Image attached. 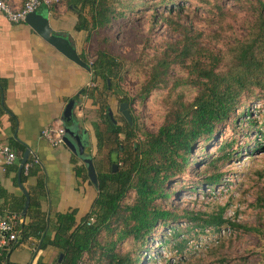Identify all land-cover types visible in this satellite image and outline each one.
Wrapping results in <instances>:
<instances>
[{
  "label": "trees",
  "instance_id": "16d2710c",
  "mask_svg": "<svg viewBox=\"0 0 264 264\" xmlns=\"http://www.w3.org/2000/svg\"><path fill=\"white\" fill-rule=\"evenodd\" d=\"M230 1L245 14L243 27L246 35L241 40H235L234 44L229 43L226 52L215 48V44L222 39L218 33L207 35L191 26L171 24L169 18L162 19L174 25L176 31H180L181 38L164 46L137 97L143 99L156 89L168 88L175 69L187 73V83L195 87L197 92L191 100L179 101L166 114L156 133H138L139 127L134 118L129 123L121 116V121L117 117H109L110 105L105 93L113 95L115 91L108 80L120 79L122 63L108 50H103L96 54L90 64L83 51L93 36L112 26L114 21L147 7L153 16L156 15V8L165 9L171 15L175 7L183 9L185 0L68 1L77 17L74 31L84 35L83 51L79 56L89 66L87 72L91 73V82L95 84L89 93L84 88L80 96L91 97L88 100L91 105L83 108V121L89 123V131L95 141V156H91V161L97 184L91 182L86 164L78 165L79 160L74 156L71 162L79 178L78 184L87 182L93 185L96 197L89 210L78 219L77 209L71 208L59 214L49 233L50 221L46 219L40 201L45 190L44 176L35 172L36 188L42 192L37 200L33 195L30 197L25 217L27 222L22 221L17 228L18 243L34 239L37 241L35 251L43 252L49 248L57 250L58 256L53 264H78L83 256H92L95 252L98 260L104 264H140L139 250L148 244L157 231L164 228L169 227L172 234L161 244L171 241L173 245L170 248L181 256L185 255L189 242L188 239L180 238L183 233L188 234L193 229L198 233L206 230L220 233L224 226L238 228L224 220L223 208L216 214L187 211L180 214L168 207L169 200L177 190L173 192L166 189L171 181L186 175L194 162V147L204 150L203 146L214 141L229 123L227 128L238 134L242 123L247 122L249 128L243 134L245 137H249L251 129L256 127V137L259 135L261 142L254 143V151L264 149V121L259 129L257 121L250 120L251 112L247 111L250 103L264 101V0ZM190 2L205 10L209 18L216 22L221 23L227 16L228 12L221 0ZM100 81L103 82V90L99 88ZM243 116L247 119L243 120ZM235 142L223 141L217 148V154L208 156L206 167L202 170L205 182L200 183L201 189L206 187L211 191L221 185L223 177L227 175L223 167L237 157L238 151L233 147ZM10 144L21 160L25 145L16 141ZM96 155L100 158H96ZM35 159L29 157L27 164L32 165L27 171L23 167L22 183L39 164L38 159L37 163L34 162ZM112 165H116L115 172ZM130 198L131 201H128ZM179 220L191 222L193 226L186 230L173 229L171 225ZM102 233L110 235L113 241L100 240ZM127 239L132 240L136 250L121 254L117 247ZM37 264H45L42 255Z\"/></svg>",
  "mask_w": 264,
  "mask_h": 264
},
{
  "label": "rangeland",
  "instance_id": "374dc122",
  "mask_svg": "<svg viewBox=\"0 0 264 264\" xmlns=\"http://www.w3.org/2000/svg\"><path fill=\"white\" fill-rule=\"evenodd\" d=\"M221 1L228 12L221 23L210 19L205 10L198 6L197 8L190 0H185L183 9H178L177 6L171 15L165 9L156 8V15L153 16L148 7L142 8L136 14L132 13L127 18L114 21L112 26L100 30L92 37L83 51L88 63H93L99 51L108 50L123 66L120 79L108 80L111 82L110 86L114 87L115 94L105 93L114 117H123L119 105L128 103L127 109L131 121L134 118L139 127L138 133H156L166 114L174 109L179 101L191 100L194 97L197 89L187 83L188 75L180 69L172 71L168 88L156 89L143 99L137 96L164 46L181 38L180 31H176L175 26L171 24L191 26L207 35L218 33L222 39L215 44V48L223 52L228 50L229 43L234 44L235 40H241L246 35L243 27L244 12H240L230 0ZM163 18H169L171 24L163 22ZM94 87L93 83L86 86L88 93ZM99 88L103 90L101 81ZM95 96L100 100L98 95ZM90 98L89 95L80 96V93L74 98L73 116L79 121L81 130H90L89 123L82 120L81 109L82 100L85 103ZM89 104L91 105L90 102ZM248 107L247 111L251 112L250 120H256V126L261 129L264 121V101L252 102ZM242 119L247 118L243 116ZM228 126H225L214 141L206 143L204 150L194 147V162L186 175L171 181L166 189L173 192L177 190L169 200L168 207L180 214L184 211L216 214L223 208L224 220L237 225L238 228L224 226L221 233L213 230L198 233L195 229L188 234L183 233L180 238L189 240L184 256L170 248L173 245L171 241L169 244H161L172 234L169 227L164 228L157 231L148 244L139 250L140 264H264V149L254 151V143L261 142L260 136L256 137V127L251 129L249 137H245L243 134L249 128L247 122L242 123L238 134H234ZM86 140V155L95 156L94 139L88 137ZM234 140L236 142L233 147L238 151L235 153L237 157L223 167L227 175L223 177L221 185L211 191L206 187L201 189L200 183L205 182L202 170L206 167L208 156L216 155L217 148L223 141ZM96 158L100 157L96 155ZM128 201H131V198ZM171 226L173 229L186 230L192 227L193 223L179 220ZM101 239L103 242L110 240L111 243L114 238L110 239V235L102 233ZM117 248L121 254L136 250L130 239L119 243ZM79 263L104 264L98 260L96 252L92 256H83Z\"/></svg>",
  "mask_w": 264,
  "mask_h": 264
},
{
  "label": "crops",
  "instance_id": "0c3cea01",
  "mask_svg": "<svg viewBox=\"0 0 264 264\" xmlns=\"http://www.w3.org/2000/svg\"><path fill=\"white\" fill-rule=\"evenodd\" d=\"M5 1L15 9L23 2ZM68 1L59 0L54 6H42L36 13L48 20L53 34L67 38L80 55L84 35L74 31L77 17ZM89 84H92L91 73L65 58L28 24H14L0 11V147L8 146L16 155L15 162L8 166L0 156V218L17 214L21 221L27 222L26 216H22L25 196L17 182L19 153L13 150L11 141L25 145V149L30 148L29 157L39 160L33 174L21 184L29 197L33 195L37 200L42 190L36 188L35 172L44 176L45 190L40 201L42 211L50 221L49 233L59 214L77 209L78 219L89 210L96 197L95 187L87 182L78 184L79 178L71 162L73 156L78 158V165L82 160L64 144L52 146L41 136L46 126L63 125L62 115L67 103ZM89 102L82 100V116L83 108H88ZM75 120L80 129L79 121ZM83 134L87 145L86 139L92 138V134L86 129ZM36 244L34 239L17 242L8 252L1 246L0 259L10 264H37L42 255L45 264H53L58 251L49 248L38 252L35 251Z\"/></svg>",
  "mask_w": 264,
  "mask_h": 264
},
{
  "label": "water",
  "instance_id": "95a60500",
  "mask_svg": "<svg viewBox=\"0 0 264 264\" xmlns=\"http://www.w3.org/2000/svg\"><path fill=\"white\" fill-rule=\"evenodd\" d=\"M25 23L28 24L44 41L49 43L55 48L60 54L65 58L75 63L79 67L89 71V66L82 61L79 54L76 52L75 48L72 46L70 41L62 36H58L52 33L51 28L49 27L48 20L41 15H38L36 12L28 14L25 18ZM109 83V81H108ZM73 106L74 99H70L67 103L65 110L62 115L63 126L65 128V136L63 138L64 145L76 156H78L84 164L87 165L89 178L93 184H97L96 174L92 165L91 158L85 155L84 146L81 142V136L77 134V122L73 116ZM127 103H121L119 105V111L122 116L131 123V116L127 109ZM109 117L113 118V113L111 110L108 111ZM30 148H26L23 156L20 160L17 172V182L25 196L24 208L22 211V216H26L27 209L29 207L30 197L29 194L25 191L21 184V172L23 167L28 161L30 155ZM113 172L116 171V165L112 166ZM61 260V259H60Z\"/></svg>",
  "mask_w": 264,
  "mask_h": 264
},
{
  "label": "built area",
  "instance_id": "2783aa9c",
  "mask_svg": "<svg viewBox=\"0 0 264 264\" xmlns=\"http://www.w3.org/2000/svg\"><path fill=\"white\" fill-rule=\"evenodd\" d=\"M58 3L59 0H23L21 7L15 9L7 1L0 0V11L10 22L14 24H20L25 23L26 16L28 14L36 12L40 7H50ZM41 136L52 146L63 145L65 128L62 123L50 124L42 130ZM0 156L3 159V163L5 166L13 164L16 160L15 153L12 152L8 146L0 147ZM34 162L37 163L38 161L35 159ZM31 165L32 164L26 163L24 166L25 170L27 171ZM21 223L22 221L16 215H10L3 219L0 218V234H2L0 247L4 246L6 250H12L16 246L19 240V232L17 231V228ZM0 264H5L4 260L0 259Z\"/></svg>",
  "mask_w": 264,
  "mask_h": 264
},
{
  "label": "flooded vegetation",
  "instance_id": "af4514ba",
  "mask_svg": "<svg viewBox=\"0 0 264 264\" xmlns=\"http://www.w3.org/2000/svg\"><path fill=\"white\" fill-rule=\"evenodd\" d=\"M78 130H77V134H79L80 136H81V142H82V144H84L83 146H84V153H85V147L87 146V145H85V141H84V134H83V130H80L79 128H77ZM86 155V154H85ZM113 166V165H112Z\"/></svg>",
  "mask_w": 264,
  "mask_h": 264
}]
</instances>
